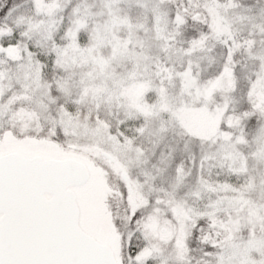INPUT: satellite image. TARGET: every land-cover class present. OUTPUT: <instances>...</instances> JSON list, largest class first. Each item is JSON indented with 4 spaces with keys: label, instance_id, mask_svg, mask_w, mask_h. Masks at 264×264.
I'll use <instances>...</instances> for the list:
<instances>
[{
    "label": "snow or ice",
    "instance_id": "snow-or-ice-1",
    "mask_svg": "<svg viewBox=\"0 0 264 264\" xmlns=\"http://www.w3.org/2000/svg\"><path fill=\"white\" fill-rule=\"evenodd\" d=\"M0 264H264V0H0Z\"/></svg>",
    "mask_w": 264,
    "mask_h": 264
}]
</instances>
